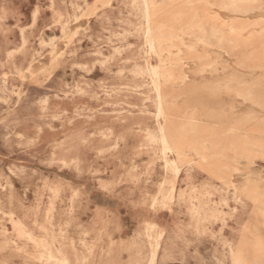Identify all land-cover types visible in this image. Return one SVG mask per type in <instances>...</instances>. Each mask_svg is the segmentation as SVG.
<instances>
[{
    "label": "rangeland",
    "instance_id": "obj_1",
    "mask_svg": "<svg viewBox=\"0 0 264 264\" xmlns=\"http://www.w3.org/2000/svg\"><path fill=\"white\" fill-rule=\"evenodd\" d=\"M230 1L152 0L153 50L143 0H0V264H264V0Z\"/></svg>",
    "mask_w": 264,
    "mask_h": 264
},
{
    "label": "bare ground",
    "instance_id": "obj_2",
    "mask_svg": "<svg viewBox=\"0 0 264 264\" xmlns=\"http://www.w3.org/2000/svg\"><path fill=\"white\" fill-rule=\"evenodd\" d=\"M253 1V0H252ZM152 0H143V5H144V11L146 14V22H147V28H146V32L149 35V47L153 50H155L156 48L160 47V43H161V31L160 28H158V26H153L152 25V20H151V16H152V11H151V5H152ZM227 7H230L232 9H238L237 5H236V0H231L229 4H225ZM201 26V25H199ZM165 28V27H164ZM164 37H166L167 35H163ZM150 72L152 73L154 79H153V84L155 89L158 92L157 95V99H156V107H157V114L159 116H162L164 119L166 117V110L164 108V106H166L165 104V100L162 96V94L160 93V71L158 70V67H151ZM167 72L169 74V72L167 70H165L163 73ZM159 140L162 144V149L164 152L166 151H172L175 153V144L171 141L169 133L166 130V126L162 125L160 127V135H159ZM178 160H174L169 162V165L175 170H178V164H177ZM156 197V196H155ZM152 228V227H151ZM235 261L237 264H243L242 259L240 257V254H238L235 258ZM262 264V263H261Z\"/></svg>",
    "mask_w": 264,
    "mask_h": 264
}]
</instances>
